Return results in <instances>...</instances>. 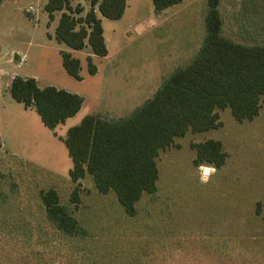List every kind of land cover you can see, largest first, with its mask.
<instances>
[{"label": "rangeland", "instance_id": "374dc122", "mask_svg": "<svg viewBox=\"0 0 264 264\" xmlns=\"http://www.w3.org/2000/svg\"><path fill=\"white\" fill-rule=\"evenodd\" d=\"M46 1L0 3V68L36 74L40 86L82 92L86 99L77 118L96 109L129 115L131 102L151 98L172 71L195 57L200 47L194 51L191 33L205 32L206 0L178 11L190 3L183 0L159 15L152 0H126L123 18L103 21L108 54L92 56L98 68L93 75L88 46L72 50L54 38L56 21L48 18ZM77 4L90 7L88 0L72 1ZM29 6L36 15L25 11ZM218 9L229 38L264 37V0H220ZM152 24L160 26L148 31ZM189 47L186 60L178 59L181 48ZM60 51L79 59L82 81L66 73ZM15 54L26 57L19 68L8 61ZM7 77L0 75V264H264V94L252 120L237 121L229 108L218 109L219 127L189 130L160 150L156 191L142 193L129 216L112 190L96 189L90 174L78 182L77 206L70 202L72 162L62 139L79 121L48 129L33 108L12 99ZM210 139L221 143L224 163L195 165L191 144ZM50 187L84 233L69 238L45 222L38 192Z\"/></svg>", "mask_w": 264, "mask_h": 264}, {"label": "trees", "instance_id": "16d2710c", "mask_svg": "<svg viewBox=\"0 0 264 264\" xmlns=\"http://www.w3.org/2000/svg\"><path fill=\"white\" fill-rule=\"evenodd\" d=\"M72 1L47 0L44 4L50 20L60 12L54 38L69 49L88 46L92 55L106 56L101 17L119 19L126 0H88L86 12L79 4L72 6ZM181 1L152 0V4L160 12ZM219 1L207 0L205 36L195 57L172 71L151 98L125 117L87 114L67 129L62 140L72 162L68 175L74 183L70 202L75 207L80 199L78 182L90 174L99 192L112 190L124 212L134 216L142 193L156 191V158L175 137L189 130L219 127L218 109L229 108L237 121L252 120L258 114L264 94V44H243L223 36ZM60 55L66 73L81 80L79 59L68 51ZM86 60L88 72L95 74L91 55ZM9 93L25 108H33L51 130L74 116L83 102L78 94L54 86L40 88L35 79L20 76L11 79ZM191 147L196 150L197 166L219 167L227 156L218 140L192 143ZM38 195L45 222L69 238L84 233L67 206L59 203L55 188L40 189Z\"/></svg>", "mask_w": 264, "mask_h": 264}, {"label": "crops", "instance_id": "0c3cea01", "mask_svg": "<svg viewBox=\"0 0 264 264\" xmlns=\"http://www.w3.org/2000/svg\"><path fill=\"white\" fill-rule=\"evenodd\" d=\"M183 1V0H182ZM181 1V2H182ZM178 3V4H181V5H183L184 3ZM191 2H192V0H190V3L188 2V3H186L185 5L186 6H183V7H179L177 10L179 11V10H186V9H188V6H189V4H191ZM46 3V2H45ZM44 3V4H45ZM178 4H176V6L178 5ZM205 5H206V9H205V11H203V20H204V28H205V16H206V12H207V0H206V2H205ZM219 5H220V1H219ZM219 5H218V8H219ZM82 7H83V5H81ZM171 7V6H170ZM170 7H168V8H170ZM125 8H126V5H125ZM168 8H166V9H164V10H162V11H160V12H155L154 10V13L155 14H160V13H162V12H166L167 10H169ZM171 10V9H170ZM219 10V9H218ZM26 11V10H25ZM87 10L84 8V12H86ZM177 11V12H178ZM27 12V11H26ZM31 13V12H30ZM36 13H37V10H36ZM36 13L34 14V15H36ZM47 13V12H46ZM124 13H125V9H124V12H123V15L118 19V20H120L121 18H123V16H124ZM170 14L172 15V17H173V15L174 14H176L174 11L173 12H171L170 11ZM58 15V16H57ZM59 16H60V12H55L54 14H53V19L51 20V21H56V25H57V22H58V19H59ZM189 17H190V15H189ZM169 18L170 17H168V16H164L163 17V19H164V22L166 21V20H169ZM106 18H104V17H101V24H102V35H103V21L105 20ZM186 20H190V18H188V19H186ZM150 22H152V21H150ZM164 22H163V24H164ZM190 22V21H189ZM161 23V22H160ZM159 23V24H160ZM158 26H160V25H158ZM158 26H156V24H152L150 27H148L147 28V30L148 31H150V30H154L155 28H157ZM222 26H223V24H222ZM186 30H187V28H186ZM193 31V30H192ZM235 32H236V30H235ZM221 34L223 35V36H225V37H227V38H229L226 34H225V31H224V29H223V27H221ZM236 34H237V32H236ZM204 36H205V32H203L202 33V30H201V35L199 34V36L197 37V34H196V36H195V33H191V36H190V38H189V41L191 42V43H193L194 44V46H193V44H191L190 46L192 47H194V51L197 49V48H199L200 47V41L202 40L203 41V39L202 38H204ZM187 37H188V35H187ZM195 37V38H194ZM240 37V39L239 40H233L232 38H229V39H231V40H233V41H235V42H238V43H243V44H264V40H263V38H261L260 39V41L259 42H256L255 40H249V39H247V40H245L244 38H241L242 36L240 35L239 36ZM253 41H255V42H253ZM190 44V43H189ZM106 46V45H105ZM177 47V46H176ZM68 48V47H67ZM190 50H192L190 47H189V49H182L181 48V50H180V53H179V55H178V59H183V60H186V58L188 57L187 56V54H188V52L190 53ZM107 54H108V51H107ZM23 55H25V54H23ZM92 56H94V55H91V58H92V61H93V57ZM107 56V55H106ZM105 57V56H104ZM16 58H17V54H15L14 55V57H13V59H12V57H9V59H8V61H11V60H16ZM12 61V62H13ZM16 67V66H15ZM17 68V67H16ZM19 68V67H18ZM98 72V68L96 67V73ZM2 73H4V74H2ZM95 73V74H96ZM10 74V75H9ZM8 74V72L7 71H4V70H2L1 68H0V75H2V76H4V77H7L8 75V77H7V80H6V83H7V88L9 89V85H10V82H11V79L13 78V77H15V76H20V77H22V78H33V79H35V81H36V83H37V85H38V87H40V88H43V87H45V86H53V85H42V86H40V84H39V77H38V75H36V74H32L31 76H29V75H21V74H18L17 72H14V71H12V72H10ZM95 74H93V75H95ZM80 75V74H79ZM80 77H81V75H80ZM81 79H82V77H81ZM82 81V80H81ZM63 82H65V83H67L68 85H70L71 87L73 86L72 85V83L70 82V81H68L67 79H65V80H63ZM55 88H57V89H64V90H66V91H68V92H71V93H75V94H78L79 96H81L82 98H83V102H82V105H81V108H80V110L74 115V116H72V117H70V118H68V119H66L65 120V122L63 123V124H65L68 120H71V119H74L75 120V118H76V120H78L79 122L81 121V119L85 116V115H87L86 113L85 114H82V115H80V117H78L77 118V115L83 110V108H84V104H85V97L81 94L82 92H79L78 90H71V88H68L67 86H54ZM142 99H149V97H144V98H142ZM134 101V100H133ZM145 100H143V102H144ZM142 102V103H143ZM132 103V105H131V107L128 109V110H126L127 112L128 111H132L133 109H135L137 106H139V105H141V104H138V103H140V102H138L137 104H134V102H131ZM30 109H32V108H30ZM110 110V109H109ZM109 110H106V109H104V110H99V109H96L95 111L96 112H93V113H90V114H97V115H100L101 117H103V118H106V119H116L117 117L118 118H120V116H113V114H111L112 112H110ZM79 122H77V123H79ZM76 123V124H77ZM73 125H76V124H74V123H72ZM73 125H71V126H73ZM71 126H69V127H71ZM68 127V128H69ZM67 128V129H68Z\"/></svg>", "mask_w": 264, "mask_h": 264}, {"label": "built area", "instance_id": "2783aa9c", "mask_svg": "<svg viewBox=\"0 0 264 264\" xmlns=\"http://www.w3.org/2000/svg\"><path fill=\"white\" fill-rule=\"evenodd\" d=\"M27 12H33L34 14L36 13V10L33 9L31 6H29L27 9H26ZM15 61V66L18 68L20 67L21 65H23L26 61V57L25 55H17V58Z\"/></svg>", "mask_w": 264, "mask_h": 264}, {"label": "water", "instance_id": "95a60500", "mask_svg": "<svg viewBox=\"0 0 264 264\" xmlns=\"http://www.w3.org/2000/svg\"><path fill=\"white\" fill-rule=\"evenodd\" d=\"M205 168H207V167H205Z\"/></svg>", "mask_w": 264, "mask_h": 264}]
</instances>
